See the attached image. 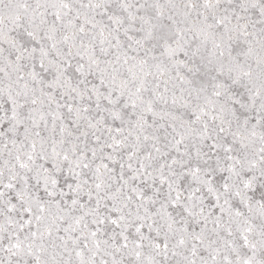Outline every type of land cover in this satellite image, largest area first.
<instances>
[{
    "label": "snow or ice",
    "instance_id": "6c2138e0",
    "mask_svg": "<svg viewBox=\"0 0 264 264\" xmlns=\"http://www.w3.org/2000/svg\"><path fill=\"white\" fill-rule=\"evenodd\" d=\"M0 264H264V0H0Z\"/></svg>",
    "mask_w": 264,
    "mask_h": 264
}]
</instances>
